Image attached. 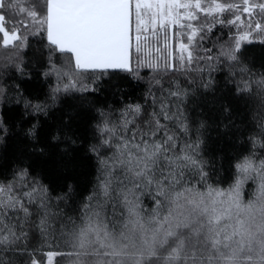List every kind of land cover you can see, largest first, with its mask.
<instances>
[{
    "label": "snow or ice",
    "instance_id": "6c2138e0",
    "mask_svg": "<svg viewBox=\"0 0 264 264\" xmlns=\"http://www.w3.org/2000/svg\"><path fill=\"white\" fill-rule=\"evenodd\" d=\"M12 10L27 22L6 27L5 13ZM199 13L205 21L194 26ZM224 13L234 18H221ZM238 24V35L227 43L205 45L217 25L231 30ZM149 31L152 47H146ZM0 36L5 47L17 49V57L30 37L39 38L50 64L53 55L65 54V63L82 77L52 89L45 103H33L18 87L9 90L0 83V160L14 135L27 141L10 175L0 174V264H21L17 257H24L22 264H264V137L262 151L238 165L235 181L227 187L213 184L201 141L184 138L189 132L181 108L184 93L175 81L166 89L159 75L187 72L185 65L197 62L213 71L220 58L238 63L243 42L264 43V0L214 7L203 0H44L42 10L0 0ZM8 66L0 64V81ZM11 67L27 75L22 59ZM111 71L148 81L146 94L142 103L126 104L111 125L108 114L100 113L99 141L86 148L96 165L94 181L78 217L65 219L60 204L72 185L54 195L34 162L55 155L45 152L53 147L60 149L58 165L70 167L78 142L56 132L43 143L41 121L61 94L94 91L89 84ZM256 83L264 91V79ZM240 90L251 88L245 83ZM9 105L23 108L19 132L7 118Z\"/></svg>",
    "mask_w": 264,
    "mask_h": 264
},
{
    "label": "trees",
    "instance_id": "16d2710c",
    "mask_svg": "<svg viewBox=\"0 0 264 264\" xmlns=\"http://www.w3.org/2000/svg\"><path fill=\"white\" fill-rule=\"evenodd\" d=\"M21 8L36 7L41 9L44 0H17ZM206 7H214L215 3H240V0H203ZM6 14V27L11 28L13 23L26 21L24 14L18 10H12ZM200 20L193 21L198 26L205 21L203 13L198 14ZM217 14H214V16ZM234 18L230 13L220 14ZM213 16L207 17L211 22ZM259 19V17H257ZM237 25L231 30L228 27L217 25L206 40L205 45H218L227 43L233 36L238 35ZM175 33V27L171 30ZM187 43V39L184 38ZM154 41L152 35L146 41V47H152ZM158 46V45H157ZM173 51L178 52V44L173 40ZM17 49L5 47L0 36V64L9 65L5 68L3 83L7 89L18 87L23 96L33 103H45L49 92L56 87H63L71 79H81L76 73L78 70L65 63V54L53 55L54 63L48 62L49 50L44 43L35 37H30L28 47L16 55ZM213 55H217L214 50ZM22 59L27 75H20L11 64L16 59ZM231 65V67L229 66ZM187 72L171 70L167 74L163 72V84L167 89L173 81L178 83L184 93L181 108L184 114V122L189 128L184 137L187 140L199 139L200 155L204 161V167L209 172L211 182L220 187H227L233 182V164L244 156H251L253 152L262 151L259 148L261 137H264V91L257 86V81L264 79V43L255 38L252 43L243 42L239 53V62L233 64L224 58L212 63L213 71L208 70V64L196 63L185 65ZM203 68L204 72L196 69ZM145 75V71L141 72ZM187 77V78H186ZM211 81L206 88L204 83ZM247 83L251 91H241ZM148 81L137 80L130 74L122 71H111L99 77L89 88L94 91L88 93L69 92L61 94L60 100L53 105L49 115L42 119L43 143H47L48 137L56 132H67L77 140L75 146L78 150L74 153L75 159L70 167L58 165L60 149L48 147L46 153H55L45 156L44 159H35L36 172L57 194L65 190V184L72 185V192L68 194L67 201L61 202L64 218L78 217L80 204L88 195L96 174L94 159L86 151L87 145L99 141V132L95 127L101 122L100 113L108 114L109 124L118 115L119 111L129 103H142L146 94ZM11 109L6 113L11 124L16 125L19 132L21 124L22 106L9 105ZM71 117V122L66 123ZM27 123V119L24 121ZM257 141L254 147L252 140ZM27 141L20 135H14L8 141L0 160V174L10 175V168L14 167L21 158L22 146ZM61 143L53 141V144ZM64 146L61 143V148ZM28 153L24 152V156ZM45 160L47 162H45ZM26 163L32 162L29 160ZM57 221L56 226H59ZM31 244V241L29 242ZM44 250H47L46 248ZM6 258H11L12 253H3ZM23 262L24 257H17Z\"/></svg>",
    "mask_w": 264,
    "mask_h": 264
},
{
    "label": "clouds",
    "instance_id": "9594fccd",
    "mask_svg": "<svg viewBox=\"0 0 264 264\" xmlns=\"http://www.w3.org/2000/svg\"><path fill=\"white\" fill-rule=\"evenodd\" d=\"M250 158H251L250 156H247L246 155L241 160L234 162L233 168H234L235 172H234L233 181H235V179H237L239 177V168H238V165L243 164L246 159H250Z\"/></svg>",
    "mask_w": 264,
    "mask_h": 264
},
{
    "label": "rangeland",
    "instance_id": "374dc122",
    "mask_svg": "<svg viewBox=\"0 0 264 264\" xmlns=\"http://www.w3.org/2000/svg\"><path fill=\"white\" fill-rule=\"evenodd\" d=\"M147 37H149V36H151L152 35V33H151V31H149L148 33H146L145 34Z\"/></svg>",
    "mask_w": 264,
    "mask_h": 264
}]
</instances>
